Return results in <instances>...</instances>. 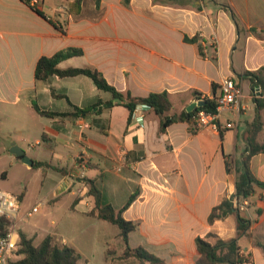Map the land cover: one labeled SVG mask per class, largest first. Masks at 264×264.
<instances>
[{
  "label": "crops",
  "instance_id": "0c3cea01",
  "mask_svg": "<svg viewBox=\"0 0 264 264\" xmlns=\"http://www.w3.org/2000/svg\"><path fill=\"white\" fill-rule=\"evenodd\" d=\"M37 1L65 32L24 0H0V127H23L19 138L8 132L19 149L34 137L38 147L30 146L34 162L28 168L44 175L39 202L26 206L28 193L16 194L22 196L12 226L17 236L23 232L37 245L48 236L36 242V232H16L20 222L28 225V211L40 206V213L46 206L51 218L92 219L100 235L113 232L118 246L105 235L99 239L107 264H139L123 258L119 228L88 215L96 207L89 179L117 211L136 194L123 213L138 224L129 236L133 249L143 247L171 264H197L196 239L214 234L237 240L248 259L243 264H264V190L257 189L240 213L248 225L242 234L237 215L209 223L212 210L236 192V173L228 171V161L242 165L253 135L264 143V95L246 76L264 67V0H83L74 13L69 5L75 0ZM67 48L84 54L63 61L61 68L97 69L119 92L134 97L167 92L173 105L169 116L188 112L192 103L215 100L222 81L231 77L242 87V111L223 113L219 132L199 131L188 121L161 132V119L152 109L130 121V111L87 76L36 79L38 61ZM36 106L56 115H42ZM74 107L91 112L64 116ZM82 117L88 130L79 128ZM258 123L262 129L254 134ZM3 135L0 148L12 154ZM35 162L46 166L35 168ZM250 169L264 182V153L251 159ZM49 235L67 245L58 234Z\"/></svg>",
  "mask_w": 264,
  "mask_h": 264
},
{
  "label": "trees",
  "instance_id": "16d2710c",
  "mask_svg": "<svg viewBox=\"0 0 264 264\" xmlns=\"http://www.w3.org/2000/svg\"><path fill=\"white\" fill-rule=\"evenodd\" d=\"M32 9H34L40 16L48 19L53 25L65 32L64 28L58 24L52 22L42 11L37 7V4H33V0H24ZM83 0H75L69 5L70 12L78 11ZM97 4L100 0H95ZM130 0H125V3H129ZM197 38L188 39V42H195ZM84 51L79 48H67L59 51L51 57H42L36 67V79L40 81H49L52 77L57 76L61 79L72 78L77 76H87L91 78L96 86L105 92L112 94L113 98L118 101V104L124 106L130 111V121L133 119L134 113L138 106L144 105L149 109H152L161 119V132H165L166 129L176 122L188 121L192 123V119L196 112L204 110L207 112L215 113L217 109L216 100L205 99L206 103L202 107L196 108L192 112H185L180 116H169L172 111L173 105L167 92L152 93L147 97H134L131 93L119 92L114 86H112L103 73L97 69L92 68H78L71 67L63 69L60 64L70 58L83 56ZM246 76L254 82V85L261 90V95H264V67L257 71H248ZM216 90L217 86L214 85ZM260 103V101H259ZM261 106V104H260ZM36 110L46 116H55V113L48 111H41L36 106ZM91 111L88 109H80L74 107L72 113L64 114L67 117H81L86 116ZM262 129V124L258 123L255 126L254 134ZM247 156L243 159V163L240 166L235 164L234 159H230L227 163V169L229 172L235 171L236 173V192L231 198L225 199L221 204L216 206L210 216L209 223L213 225L218 220H225L232 215H237L239 220V235L246 231L248 225L245 223L244 218L240 215V212L234 205V200L242 202L243 200L251 198L257 189L264 190V182L259 181L252 174L250 169L251 159L264 153V143L260 144L256 141V137L249 139ZM88 165V163H87ZM45 164L34 163L35 168L44 167ZM90 185V194L96 199V207L88 215L98 218L103 221H107L120 229V236L126 245L123 258H135L139 261V264H171L167 263L164 259L157 257L150 253L143 247L131 248L129 246V236L134 232L138 224L127 221L123 217V213L131 206L136 199V194H133L128 200L127 204L117 211L111 204L106 203L103 200L102 193L97 187L94 180L86 179ZM22 198V196H19ZM21 200V199H20ZM15 221H11L6 218H0V238L6 237L12 230V226ZM196 246L199 252V258L197 264H243L248 259L241 255L240 247L237 240L232 239L224 241L218 239L214 234L208 235L206 238H197ZM109 258L107 253L106 259ZM81 260L80 253L73 247L63 244L54 235H48L40 244H35L32 238H28L23 232L20 233L19 252L18 257L11 261L10 264H78Z\"/></svg>",
  "mask_w": 264,
  "mask_h": 264
},
{
  "label": "rangeland",
  "instance_id": "374dc122",
  "mask_svg": "<svg viewBox=\"0 0 264 264\" xmlns=\"http://www.w3.org/2000/svg\"><path fill=\"white\" fill-rule=\"evenodd\" d=\"M21 126L13 124H4L0 127V133H4V139H7L11 149L13 148L14 141H9L10 130L13 131V136L19 138L22 135ZM3 142V138H0V147ZM22 150L26 152L29 159L33 155L34 149L30 146H36L34 137H30L29 141H22ZM16 144V143H15ZM17 146V145H16ZM38 146H36L37 148ZM4 153L0 148V190L10 194H21L25 191L28 193L26 206H33L34 203L39 202L41 196L44 198V190H42L44 175L31 167L28 168V164H25L22 159L17 158L16 155L10 153ZM30 169V170H29ZM2 171L7 172L6 177H2ZM46 190V184H44ZM67 196L64 197L66 199ZM66 201V200H64ZM49 207V206H48ZM33 208V207H32ZM47 207H42L40 213L29 219L28 225L20 222L17 226L16 232L19 230L23 231H34L36 232V242H40L45 236L49 234H58L61 240H66L67 245L77 249L81 255V261L78 264H86L85 259L89 260V264H107L106 253L101 250V243L103 240H99L101 235H105V240L112 245L118 246V241L114 238L113 232L103 233L100 235L96 231V222L92 219L84 220L78 218L75 223H66V219L62 218H51L46 215ZM46 215V216H44ZM55 220V224H53ZM112 225V224H111ZM26 227L28 229H26ZM114 229H118L114 226ZM104 240V241H105Z\"/></svg>",
  "mask_w": 264,
  "mask_h": 264
},
{
  "label": "built area",
  "instance_id": "2783aa9c",
  "mask_svg": "<svg viewBox=\"0 0 264 264\" xmlns=\"http://www.w3.org/2000/svg\"><path fill=\"white\" fill-rule=\"evenodd\" d=\"M37 4V0L34 1ZM243 97L242 87L235 78H226L220 85V94L215 99L217 109L215 113L200 110L196 112L192 119V125L199 131L212 130L219 132L221 130L220 119L223 113H231L239 115L242 111L241 99ZM144 105L137 107L134 116L136 117L140 111L148 110ZM79 128L84 131L90 128V124L84 120V117L79 121ZM85 164V161H84ZM234 205L241 213L246 211L249 202L248 199L242 202L234 200ZM40 206L34 207L28 211L26 216L33 217L39 212ZM21 210V200L18 195L10 194L0 190V218H6L11 221H16ZM20 237L11 230V232L3 238H0V264H10L11 261L18 257Z\"/></svg>",
  "mask_w": 264,
  "mask_h": 264
},
{
  "label": "water",
  "instance_id": "95a60500",
  "mask_svg": "<svg viewBox=\"0 0 264 264\" xmlns=\"http://www.w3.org/2000/svg\"><path fill=\"white\" fill-rule=\"evenodd\" d=\"M205 104L206 103L204 101H199V102H196V103H192L188 107L187 111L188 112H192L196 108L202 107ZM11 153L14 154V155H16L17 157H20L25 164H28L29 166H33V162L34 161L32 159H29L27 157L25 151L19 149L17 146L13 145V148L11 149Z\"/></svg>",
  "mask_w": 264,
  "mask_h": 264
}]
</instances>
